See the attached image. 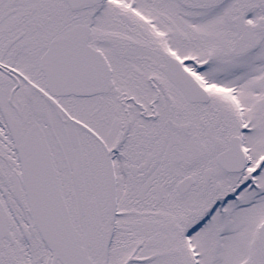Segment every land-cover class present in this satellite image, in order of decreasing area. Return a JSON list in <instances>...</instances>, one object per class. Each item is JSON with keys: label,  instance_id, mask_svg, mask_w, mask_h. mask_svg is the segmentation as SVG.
Segmentation results:
<instances>
[{"label": "snow or ice", "instance_id": "6c2138e0", "mask_svg": "<svg viewBox=\"0 0 264 264\" xmlns=\"http://www.w3.org/2000/svg\"><path fill=\"white\" fill-rule=\"evenodd\" d=\"M0 264H264V0H0Z\"/></svg>", "mask_w": 264, "mask_h": 264}]
</instances>
